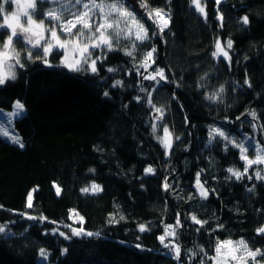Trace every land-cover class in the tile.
Returning a JSON list of instances; mask_svg holds the SVG:
<instances>
[{"label": "trees", "instance_id": "1", "mask_svg": "<svg viewBox=\"0 0 264 264\" xmlns=\"http://www.w3.org/2000/svg\"><path fill=\"white\" fill-rule=\"evenodd\" d=\"M202 2L207 19L196 13L191 0H142L148 8L134 13L150 33L158 29L147 12L170 13L163 38L136 42L139 46L131 57L121 49L131 50L135 38L121 39L117 50L98 64L95 75L58 65L60 52L52 53V67L23 55L25 67L16 68L17 79L0 86V108L10 110L15 100L25 106V113L14 120L24 147L0 136V223L15 234H0V264H36L41 248L49 251L46 264H198L209 259L216 242L224 239H244L249 249L264 251V236L256 232L264 224V181L255 176L249 180L248 175L239 181L234 176L226 179L231 175L228 168L244 170L239 149L229 145L226 151V141L218 136L209 143L210 130L219 128L237 142L247 134L264 144V0ZM125 6L131 9L127 2ZM12 8L6 5L0 22ZM218 13L223 15V27ZM244 15L248 25L239 19ZM217 39L233 42L227 49L230 66L223 55L212 56ZM153 46L156 63L149 60L150 67H141ZM39 54L33 50V55ZM157 67L165 70L169 82L144 79ZM246 76L251 87L244 84ZM117 80L122 85L113 87ZM198 81L203 88L197 87ZM221 85L222 100L205 99ZM148 92L155 106L164 109L163 120L155 119L159 113L147 103ZM252 110L258 119L248 115ZM153 123L158 125L155 134ZM164 126L173 138L167 156L157 139ZM253 153L254 148L248 155ZM148 167L155 173L145 174ZM201 170V183L209 192L206 200L196 186ZM165 182L171 185L167 191ZM93 183L102 191L81 192ZM253 185L255 190L249 193ZM30 192L32 208L26 206ZM71 210L83 217L86 231L99 232L100 237L65 239L52 232L59 226L71 235L64 225ZM193 215L208 221L200 231ZM141 224L149 230L140 232ZM169 225L176 235L165 243L173 237L182 251L179 261L158 239ZM189 250L198 255L189 259ZM256 259L264 264L261 257Z\"/></svg>", "mask_w": 264, "mask_h": 264}, {"label": "snow or ice", "instance_id": "2", "mask_svg": "<svg viewBox=\"0 0 264 264\" xmlns=\"http://www.w3.org/2000/svg\"><path fill=\"white\" fill-rule=\"evenodd\" d=\"M17 2V0H3L0 2V13L4 12L6 5ZM45 0H28L27 8L28 11L23 12L21 15L15 13L4 16L3 24H0V32L8 31L9 34L5 39L0 42V86H4L8 81H15L17 79L16 67L23 69L25 64L21 59V52L17 51L15 44L23 41L25 45L30 47L26 48L25 58L29 61L40 60L45 66L52 67L53 65L48 60L50 54L55 52L57 49L64 50L67 53L68 49L71 48L74 58L69 60L67 55L61 59V66L67 68L70 72H90L95 75L99 72L98 64L106 59L107 54L113 51H116L121 39L131 40L135 36V40L132 43V49H121L124 51V54L127 56H134L135 49L139 46L136 42L143 44L146 41H149L154 36H161L169 28L170 24V13L162 9H152L147 12V17L156 25L157 30H153L151 33L149 29L145 27V24L133 11L125 6L126 0H47V2L57 5V7L51 8L47 11L41 12L37 7L38 4H42ZM193 4L196 5L198 12L204 15L207 19V13L203 7L200 6L199 0H191ZM217 5L223 3V0H215ZM143 9H147V4H141ZM37 15H42L44 19L37 21L35 17ZM22 18L24 22H22ZM218 20L221 21L220 26L223 27V15L218 13ZM243 25H248L250 23L249 17L244 15L239 18ZM49 24L51 26H49ZM47 34V35H46ZM62 37H64L62 39ZM233 42L229 39L227 41V48L231 49ZM216 51L212 53V56L216 58L217 56L223 55L224 60L229 62L231 65V56L221 45L219 39H217L215 44ZM43 49L42 54L33 55V50L39 51ZM99 50L100 54L96 55V51ZM106 50V51H105ZM157 49L153 46L145 55L144 60L141 61V67L148 68L151 65L147 61L151 60L152 64H155L154 53ZM78 55V58H75ZM95 57V58H93ZM7 62L8 71H3V66ZM118 69L109 68V72H115ZM207 75V74H205ZM159 77V80H157ZM144 79L156 81L157 84H160L161 81L169 82L167 76L165 75V70L162 68H156L154 75L144 76ZM204 77H201L200 80L203 81ZM122 81L117 80L113 87L122 85ZM244 84L251 87V82L245 77ZM179 87V84H177ZM198 88H203L204 84L198 81ZM140 91L144 92L145 89L142 87ZM224 86L221 85L219 89L215 92L205 94V99L211 100L213 102L220 101L223 99L222 94L224 93ZM105 96H108V92L104 93ZM148 99L147 103L157 112L158 116L155 117L156 120L164 119V109L157 108L153 103L152 93H147ZM137 101H141V97H136ZM13 111L7 114H4L0 111V119H2L8 125H11L13 117L22 116L25 110V106L19 100H17L12 105ZM243 115V114H242ZM254 120L258 119L257 113L255 110H252L248 113ZM239 119V117H237ZM187 121V118H186ZM158 125L153 123L152 129L153 133H156ZM253 129L257 127L256 124L252 125ZM165 138L157 136V139L160 140L162 146L165 148V155H169V150L172 148L173 138L167 126H164ZM0 134L4 137L11 140L13 144H18L21 148L24 147L23 141L18 135H9V132L0 126ZM223 138L225 143V150L227 151L229 145L234 148L239 149L240 159L245 161L243 172L236 170L234 168H228L227 171L231 174L226 179H231L232 176L236 178L237 181L242 180L245 175L248 174L249 169L256 164H264V144H261L257 141L255 144H252V138L247 134L243 140L237 142V140L231 138L226 132L219 128H212L209 132V143L216 137ZM175 140H180L179 136L174 137ZM245 141H248V146L245 145ZM255 150V158L249 159L248 152L253 149ZM94 171V170H90ZM155 173V169L148 167L145 169V174ZM201 172L196 173V186L200 189L199 196L202 200L208 198L209 192L204 188V185L201 183L200 177ZM255 179L259 181H264V169L256 170L254 173ZM249 180L253 179L252 175H248ZM167 181V178H165ZM171 187L170 184L165 182L164 189L165 191L169 190ZM255 190V185L248 189V192L251 193ZM92 192L93 194L102 191L100 185L93 183L91 188L85 187L81 189V192L88 193ZM214 191V190H213ZM61 189L57 186L56 194L60 195ZM191 198V197H190ZM28 208H32V192L28 194V203L26 205ZM21 215H26L22 213ZM79 214H77L78 216ZM177 226L180 225L181 221L179 219V214H177ZM192 220L194 223L201 225V228L197 229L200 231L203 228L204 224H207L208 221H201L195 215H193ZM29 220H47V217H34L27 216ZM121 220L124 219L123 216L120 217ZM81 224L83 223V217H79ZM116 221L110 220L109 223H115ZM70 228L71 235H68L64 232H59L58 229H54V232L65 239H71L72 237H100V233L88 232L83 227L80 228ZM140 232H146L149 228L141 224L138 226ZM218 227H223V225H218ZM167 228H172L171 225ZM258 235L264 236V225L256 229ZM0 234L4 235H15L9 230L8 224L0 223ZM23 235V234H22ZM175 230L171 232H165V235L159 236L158 239L165 249H168V255L172 256L173 259L179 261L182 255L181 248L178 244L165 243V236H175ZM139 239V237H137ZM225 246H232L230 249V258L232 260L238 261L239 264H248L249 259L253 261V264H259L257 257L264 259V251L257 248L254 251L249 249L248 243L241 239L239 241H218L216 245L217 256H220L222 253V248ZM137 248H140L141 245L137 244ZM68 249H62L61 254H65ZM191 256L195 257L198 255V252L189 250ZM200 252L204 253V256H207V253L204 252L202 247L199 248ZM238 253H244L246 255H239ZM39 256L43 259H47L49 253L46 249L41 248L39 250ZM209 259L216 260V257H210ZM201 264H204V260L201 259Z\"/></svg>", "mask_w": 264, "mask_h": 264}, {"label": "rangeland", "instance_id": "3", "mask_svg": "<svg viewBox=\"0 0 264 264\" xmlns=\"http://www.w3.org/2000/svg\"><path fill=\"white\" fill-rule=\"evenodd\" d=\"M199 3H200V6L204 8V5H203L202 0H199ZM11 4H12V6H13L12 10L9 11V12H7V13H5V14L3 15V17H2V21L0 22V24H3V22H4V19H3V18H4V16H5L6 14L9 15V16H11V14H13V13H15V14H17V15H21L23 12L28 11V8H27L28 0H17V2H14V3H11ZM44 5L46 6V8H45L43 11H41V10H42V7H44ZM191 6H192L193 9L196 11V13H198L199 15H201L202 17H204V15H202L200 12H198V10H197V8H196V5L193 4L192 2H191ZM37 7L40 9L41 12H44V11H47V10H49V9H51V8L57 7V5H55V4H53V3H50V2H47V0H45V2H43L42 4H38ZM204 9H205V8H204ZM129 11H133V10L129 8ZM133 12H136V11H133ZM24 19H26V18H22V22H24ZM35 19H36L37 21H39L40 19H44V17H43L42 15H37V16L35 17ZM49 26H51V25L49 24ZM8 34H9L8 31H6L5 34H3V32H0V42H2ZM46 35H47V34H46ZM63 38H64V37H62V39H63ZM132 38H135V36H133ZM219 40H220V42H221V45L223 44L222 47L224 48V50L227 51V49H228V48H227V43L224 44V43L221 41V39H219ZM20 42L24 44L23 41H20ZM27 46H28V45H27ZM28 47H30V46H28ZM28 47H27V48H28ZM15 48L17 49V51H20V52H21V59L23 58V55H24V57H25L26 54H25L24 48H20L17 44H15ZM42 51H43V49H39V52H40L41 54H42ZM105 51H106V50H105ZM214 51H216V48H215V47H214ZM55 52H60V53H61V55L58 57V65H60V66H61V64H60L61 59H62L63 57H65V55H67V58H68L69 60H71V59L74 58V55H73V52H72L71 48L68 49L67 53H65V51H64V50H61V49H57ZM95 54H96V55H99V54H100V51H99V50H98V52L96 51ZM51 55H52V54L49 55L48 60L50 61L51 64H53V62L51 61ZM220 56H222V54H221ZM217 57H218V56H217ZM75 58H78V55H77ZM93 58H95V57H93ZM222 58H223V56H222ZM56 63H57V62H56ZM56 63H55V64H56ZM17 67H18V66H17ZM17 67H16V68H17ZM62 67H63V66H62ZM64 68H65V67H64ZM66 69H67V68H66ZM8 70H9V69H8V66H7V62H5L4 66H3V71H4V72H7ZM86 73H88V74H90V75H93V74H91L90 72H86ZM16 101H17V100H15L14 103H15ZM14 103H13V104H14ZM0 111H2L4 114H7V113H9V112H12V111H13V108H11L10 110H5V109L0 108ZM24 113H25V110H24ZM24 113H23V114H24ZM19 117H20V116H19ZM16 118H18V117H13V118H12V123H11V125H8V124L5 123L2 119H0V126H2L4 129H6V130L9 132V135H18V136L20 137V139L22 140L21 136L19 135V133L17 132V130L15 129V126H14V120H15ZM0 136H1L3 139L7 140L8 142L12 143L11 140H9L8 138L4 137L2 134H0ZM161 138H165V139H167V138L165 137V133L163 132V130H162ZM22 141H23V140H22ZM255 143H256V141H255V139L253 138V139H252V144H255ZM12 144H13V143H12ZM23 144H24V142H23ZM16 145H18V144H16ZM18 146H19V145H18ZM246 146H248V145H246ZM255 155H256V153H255V150H254V153H253L252 155H248V157H249V159H254V158H255ZM244 164H245V161H244ZM259 169H263V164H256V165H253L252 168L249 169V172H248L247 175H252V176H254L255 171H256V170H259ZM89 188H91V186H90ZM90 192H91V191H90ZM27 203H28V202H27ZM77 214H78L77 212H75L74 210H71V211L69 212V220H68L66 223H64V225L68 228V231H69V232H70V228H69L68 226H71V228H80V227H82V224H83V223L81 224V222H80V220H79V217H81V216H80V215L77 216ZM57 223H59L60 225H63L62 222H57ZM263 225H264V224H263ZM54 229H58L59 232H64V233H66V231L63 230V227L56 226ZM54 229H53V230H54ZM53 230H52V232H54ZM167 230H168L169 232L172 231L170 228H168ZM70 233H71V232H70ZM66 234H67V233H66ZM163 235H165V233H164ZM168 238H169V236H165V242H166V240H168ZM228 240H231V241H239V240H241V239H238V240L224 239V240H218V241H228ZM218 241H217V242H218ZM217 242H216L215 247H214V252H213V254L210 256V257H216V260L206 259V260H204V264H239L238 261L232 260V259L230 258L229 253H230V249H231L232 246H225V247H223V248H222V253H221V255H220V256H217V253H216V245H217ZM169 243H170V244H177L176 241L173 239V237H172L171 239H169ZM44 249H46V248H44ZM46 250H47V252L49 253L48 249H46ZM238 254H239V255H246V254H244V253H238ZM210 257H209V258H210ZM46 260H47V259H46ZM46 260L43 259V258H41L40 256H38V259H37L36 264H46ZM250 261H252V260L249 259L248 264H249ZM252 262H253V261H252ZM198 264H201V261H200Z\"/></svg>", "mask_w": 264, "mask_h": 264}, {"label": "water", "instance_id": "4", "mask_svg": "<svg viewBox=\"0 0 264 264\" xmlns=\"http://www.w3.org/2000/svg\"><path fill=\"white\" fill-rule=\"evenodd\" d=\"M133 11L143 13L146 9L141 7L142 0H126Z\"/></svg>", "mask_w": 264, "mask_h": 264}]
</instances>
